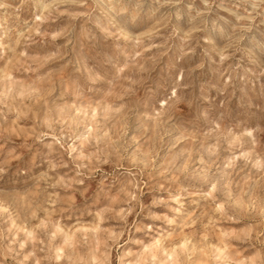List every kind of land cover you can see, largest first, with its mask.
<instances>
[{"label": "rangeland", "instance_id": "obj_1", "mask_svg": "<svg viewBox=\"0 0 264 264\" xmlns=\"http://www.w3.org/2000/svg\"><path fill=\"white\" fill-rule=\"evenodd\" d=\"M0 264H264V0H0Z\"/></svg>", "mask_w": 264, "mask_h": 264}]
</instances>
